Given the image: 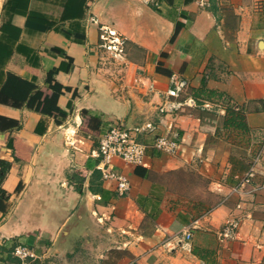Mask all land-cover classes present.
<instances>
[{
    "label": "crops",
    "instance_id": "obj_1",
    "mask_svg": "<svg viewBox=\"0 0 264 264\" xmlns=\"http://www.w3.org/2000/svg\"><path fill=\"white\" fill-rule=\"evenodd\" d=\"M153 1L0 0V86L13 72L51 96L57 70L66 112L0 103V159L10 163L0 264L18 262L20 242L40 264H264V175L233 190L256 156L264 169V0ZM111 32L122 55L104 46ZM174 74L198 105L162 118ZM228 107L244 127L228 123ZM114 120L160 124L157 133L173 124L184 156L150 147L144 165L114 158L130 181L120 195L97 155ZM234 217L238 237L221 241Z\"/></svg>",
    "mask_w": 264,
    "mask_h": 264
},
{
    "label": "built area",
    "instance_id": "obj_2",
    "mask_svg": "<svg viewBox=\"0 0 264 264\" xmlns=\"http://www.w3.org/2000/svg\"><path fill=\"white\" fill-rule=\"evenodd\" d=\"M201 5H205L207 0H200ZM110 36H102L106 41L104 46L108 50L114 51L116 55H122L124 52L125 41L115 33H109ZM188 87V81L178 75L171 76L170 86L162 94V102L158 106L162 118L165 116H175L182 114L188 107L198 105L195 97L184 95ZM208 106V104H206ZM163 120V119H161ZM160 124L147 123L139 128L128 127L121 120H114L108 130L102 134L99 139L97 155L101 158L100 168L102 177L105 180H115L117 182V191L120 195L128 193L130 190V181L122 173H119L113 165L114 158H121L132 165H144L145 158L148 155L149 148L152 147L158 151L170 155L184 156L185 149L182 138L173 124H167L168 133H157ZM139 132H149L153 134L151 143L138 140ZM259 156H256L250 169L239 176V183L233 188L234 191L243 190L250 184L256 175H264V169L258 167ZM198 220L194 221L196 224ZM241 227L239 218H231L219 231L221 241L232 240L238 237ZM192 233L186 231L185 238L190 240ZM13 254L18 258L16 264H40L43 256L37 253L32 247L25 243L14 245ZM130 264H140L138 258H133Z\"/></svg>",
    "mask_w": 264,
    "mask_h": 264
},
{
    "label": "trees",
    "instance_id": "obj_3",
    "mask_svg": "<svg viewBox=\"0 0 264 264\" xmlns=\"http://www.w3.org/2000/svg\"><path fill=\"white\" fill-rule=\"evenodd\" d=\"M167 1L171 3V0H154L153 6L156 8L159 2ZM192 0H185L186 3ZM182 24L177 23L175 34L178 33ZM57 70L48 72L47 82L53 89V95L47 96L41 90L40 86L30 79L23 78L22 76L7 72L5 79L0 86V103L10 104L16 107H28L35 109L44 114L65 116L66 112L57 106V100L59 95L63 91V86L55 80V73ZM205 89L206 80L203 81ZM230 118L228 123L234 124L237 127H244V116L237 112L234 108L228 107ZM10 169V163L6 160L0 159V209H5L6 203L10 197V194L3 188L2 183Z\"/></svg>",
    "mask_w": 264,
    "mask_h": 264
},
{
    "label": "rangeland",
    "instance_id": "obj_4",
    "mask_svg": "<svg viewBox=\"0 0 264 264\" xmlns=\"http://www.w3.org/2000/svg\"><path fill=\"white\" fill-rule=\"evenodd\" d=\"M120 37V36H119ZM121 38V37H120Z\"/></svg>",
    "mask_w": 264,
    "mask_h": 264
}]
</instances>
